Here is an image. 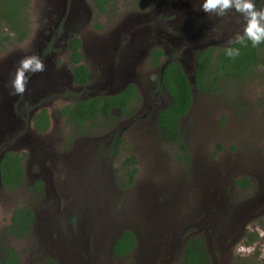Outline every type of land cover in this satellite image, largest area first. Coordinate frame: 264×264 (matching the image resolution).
Here are the masks:
<instances>
[{
    "label": "rangeland",
    "instance_id": "374dc122",
    "mask_svg": "<svg viewBox=\"0 0 264 264\" xmlns=\"http://www.w3.org/2000/svg\"><path fill=\"white\" fill-rule=\"evenodd\" d=\"M202 2L147 0L141 6L139 0H114L100 13L91 0H73L70 16L81 37L83 62L93 71L89 89L102 86L112 92L132 82L139 102L131 115L113 110L111 118L94 127L77 129L58 113L61 105L69 102L65 93L83 90L70 84L68 76L63 93L31 101L48 111L49 130H29V135L22 130L14 135L11 107L21 95H9V82L19 61L36 54L46 66L39 77L29 78L27 90L45 77L52 65L51 74L64 77L71 69L63 40L56 48L60 53L51 57L40 54L44 27L62 11L63 0H29L28 33L21 41L0 48V151L25 152L26 165L27 145L44 147L50 157L41 169L46 175L49 169L50 176L44 179L46 190L40 194L28 189L34 182L27 176L19 188H5L0 183V264L4 247L16 251L19 264H39L47 259L81 264L80 255L95 257L100 264H180L191 236L205 240L209 264H231L236 259L264 263V49L259 66L250 75L224 81L213 92L196 88V54L207 47L229 45V38L242 33L245 24L234 10L223 18L204 13ZM255 3L257 9L264 8V0ZM132 22H140L139 28ZM147 23L149 34L143 30L148 29ZM118 31L129 36V50L136 55L120 57L117 47V52L108 47ZM123 42L124 49L126 39ZM153 48L161 49L166 60L176 59L192 84L191 105L179 119L188 160L177 143L164 141L156 128L157 113L169 97L162 89L156 91L154 79L159 70L149 63ZM54 82L53 78L46 81L42 89L52 90ZM113 134V141L120 142L115 155L107 148ZM129 155L134 156L137 170L133 183L125 188L120 185L128 181L126 172L131 165L125 161ZM242 177L249 178L251 186L236 185ZM20 205L34 211L31 231L27 236L7 237L4 230L12 211ZM73 207L76 214L68 212ZM72 219L71 229L92 223L79 244L88 252H78L68 243L72 240L75 244L71 235L62 240L56 231L67 230ZM53 223H58V228ZM100 225H104L106 239ZM123 229L134 232L136 246L130 255L119 259L110 253L109 243ZM253 232L257 237L248 244V234ZM241 247L254 251H238Z\"/></svg>",
    "mask_w": 264,
    "mask_h": 264
},
{
    "label": "trees",
    "instance_id": "16d2710c",
    "mask_svg": "<svg viewBox=\"0 0 264 264\" xmlns=\"http://www.w3.org/2000/svg\"><path fill=\"white\" fill-rule=\"evenodd\" d=\"M113 0H93L94 6L100 11H105V4ZM141 6H145L147 0H139ZM29 0H0V48L5 43L21 41L29 31ZM79 43L78 38L70 41L72 50L70 59L73 63L80 60V54L76 50ZM225 47H207L199 51L195 58L194 85L196 88L213 92L217 91L219 85L224 81L241 79L250 75L260 64L261 52L264 44L252 47L248 42L247 47L235 45L240 48V55L236 58H229L225 54ZM151 63L158 67L159 88L163 87V92L169 97L168 104L162 108L156 117V128L164 141L177 143L184 151L185 159L188 154L185 152L186 144L179 131V119L185 114L192 102V84L189 82L177 60L160 61L163 51L154 49L151 53ZM162 63L164 66L162 67ZM74 80L78 83H86L89 80V71L86 66L79 64L73 68ZM139 102V95L134 85L129 84L127 88L114 95H103L91 97L74 104H66L60 110L61 114L68 121L74 123L77 129H82L85 124L92 127L95 124L111 118V109H119L121 115H131L134 105ZM35 128L44 131L48 126V116L44 110L39 112L34 118ZM119 140H115L112 146V154L115 155ZM24 155L12 151H5L0 159L1 183L7 188H17L23 186L24 175L21 160ZM126 164L131 165L126 175L128 181L124 180L121 187H129L133 183L136 172L135 158L129 155ZM241 187L251 186V180L242 177L236 181ZM43 187L42 181H36L29 190L40 193ZM35 214L28 205H20L14 208L10 216V223L5 228V236H27L31 231ZM71 223L74 219L70 220ZM264 226V223H263ZM257 237L256 233L248 234V244ZM136 246L134 233L126 229L112 244V254L116 257H127ZM211 256L207 250L205 240L199 236H191L186 241L181 254L180 264H209ZM2 264H19L16 251L11 247H4L1 258ZM39 264H59L54 259H47ZM231 264H257L246 259L233 260ZM264 264V263H263Z\"/></svg>",
    "mask_w": 264,
    "mask_h": 264
},
{
    "label": "flooded vegetation",
    "instance_id": "af4514ba",
    "mask_svg": "<svg viewBox=\"0 0 264 264\" xmlns=\"http://www.w3.org/2000/svg\"><path fill=\"white\" fill-rule=\"evenodd\" d=\"M92 1V5H93V7L98 11V12H100L95 6H94V4H93V0H91ZM114 1V0H113ZM113 1H109V2H107L106 4H105V10H106V8L113 2ZM63 8H62V11L61 12H59V14L57 13V15L56 16H54V19H51L50 21H49V23H48V25L46 26V27H44L45 28V33H44V36H43V39H44V45H42V48H41V50H40V54H42V55H46V57H48V56H53V55H55V54H58V53H60V51L58 50V49H56L57 48V46L60 44V41L61 40H63L64 41V43H63V45H64V47H66V58H67V62L70 64V66H71V69H70V71H69V73H67V76L66 77H64L62 74H54V73H52L51 74V71H52V69H53V65H52V68H51V71L48 73L47 72V74H46V76L45 77H42V78H40V79H38V82L36 83V85H34L32 88H30L34 93H30L31 92V90L29 89V90H27L26 92H25V94L24 95H21L20 96V99H19V101L17 100V102L14 104L13 103V105H12V107H11V117H10V122H11V124H12V129L10 128V130H14V133L13 132H11V134L13 133L14 135L16 134V132H21L22 130H25L26 131V133L29 135V132L32 130V131H35V132H37V133H44V132H47L48 130H49V128H50V117H49V113H48V111L45 109V108H43V107H41V108H38V105H31V104H33L31 101H37L38 99H44V98H55L56 96H57V94L59 93V95L61 94V93H63V92H61L62 91V85L63 84H66L65 82H67V77L69 76V83L70 84H72V85H75V86H78V88L79 87H81L83 90H81L80 89V91H78L77 92V94H75V93H73V92H67V93H65V97H67V99H69V102L68 103H65V104H63V105H61V107L58 109V113H59V115H61V116H63L62 114H61V112H60V110H61V108L63 107V106H65L66 104H74L76 101H82V100H85V99H87V98H91V97H100V96H103V95H114V94H117L118 92H120L121 90H123V89H125V88H127L128 87V85L129 84H132V85H134V87H135V89L137 90V87H136V85L134 84V83H132V82H128V83H126L124 86H122L119 90H116V91H112V92H109L108 90H105V88L106 87H102V86H99L98 88L99 89H95V90H90L89 89V87H90V82H91V80L93 79V71H92V66H88V65H86L84 62H83V56H82V41H81V37L80 36H78V34L75 32L76 31V29H75V23H73V20H72V17L70 16V14H71V12H72V9H71V7H72V4H73V0H63ZM100 13H102V12H100ZM139 23L140 22H132V24H133V26L134 27H137V28H139ZM147 26H148V29H146V28H144L143 30H146V33L147 34H149V30H150V26H149V23H147ZM120 31H118L117 33V35L113 38V39H109V41H108V47L111 49V50H116L115 49V47H117L118 49H119V52H117V50H116V52H117V55H119L120 57L122 56H124V58H126V55L128 54V55H136V54H132L131 52H132V50L133 49H131V50H129V44L131 43V42H129L128 44H127V42H128V38H129V36L125 33V34H120L119 33ZM145 36V35H144ZM128 37V38H127ZM73 38H78V40H79V43H78V45H77V48H76V50L79 52V54H80V60H79V62H77V63H73L72 61H71V59H70V56H71V52H72V50H71V48H70V46H69V44H70V41L73 39ZM126 39V46L124 47V49H123V46H124V43L125 42H123V40H125ZM144 41V40H143ZM142 41V42H143ZM145 41H146V39H145ZM159 42H161V41H159ZM60 46V45H59ZM154 49H159V48H153V49H151L150 50V53H149V63H150V65L152 66V67H154V68H158L157 66H154V65H152V63H151V58H152V56H151V53H152V51L154 50ZM138 50H140V48L138 47ZM159 50H161V49H159ZM115 52V53H116ZM50 54H53V55H50ZM116 55V56H117ZM163 55H164V52H163ZM119 57V58H120ZM117 58L115 57V59H114V62H115V60H116ZM170 59H172V60H176V59H173V58H169V59H164V57L162 56L161 58H160V61L162 62V61H168V60H170ZM126 60H128V57H127V59ZM79 64H82V65H84V66H86L87 67V69H88V71H89V75H90V77H89V80L86 82V83H78V82H76L75 80H74V75H73V68L75 67V66H77V65H79ZM119 64V63H118ZM54 65H56V63L54 64ZM162 67L164 66V63H162V65H161ZM99 69V68H98ZM100 70V69H99ZM100 72H101V74H103V67H101V70H100ZM34 76H37V77H39V73H35V74H29V78L30 77H34ZM55 79V87L54 88H52V90H47V88H43L42 89V87H44V84H45V82L46 81H48V80H50V79ZM65 79H66V81H65ZM155 84H156V86H157V88H156V91H159L160 89H163V87L161 88H159V83H158V77H157V75H156V77H155ZM89 89V90H88ZM106 89H108V88H106ZM138 91V90H137ZM34 94V95H33ZM140 99V98H139ZM48 102V101H47ZM49 102H51V100L49 101ZM42 110H44L45 111V113L47 114V116H48V126H47V128L44 130V131H39V130H37L36 128H35V125H34V118H35V116L39 113V112H41ZM113 110H117V112L121 115V112H120V110L119 109H116V108H113V109H111V111H110V113L113 111ZM65 119H66V117L65 116H63ZM66 121L67 122H69L70 124H72L74 127H75V125H74V123L73 122H71V121H68L67 119H66ZM98 124V123H97ZM97 124H95V125H97ZM94 125V126H95ZM94 126H92V127H94ZM83 127H85L86 129L88 128V129H90V128H92V127H88V124H85ZM30 130V131H29ZM113 136H114V134L112 135V137H111V139H110V141H109V143L107 144V148L110 150L111 148H112V146L114 145L113 144ZM8 138H11V137H8ZM15 142H17V139H16V141ZM53 148H55L56 149V145H54V147L52 146L50 149L52 150V152H54L53 151ZM27 150H28V163L26 164V165H24V162H25V156H26V153L25 152H22V153H19V152H15V153H19L20 155H24V157H23V159L21 160V164H22V166H23V175L24 176H27V178H31V182H34L31 186H29V187H32L34 184H35V182L36 181H42V183L43 182H45L46 180H44V179H46L47 178V176H50V174H49V169H48V175H46L45 174V171H42V169H41V166H42V164L44 163V162H46L47 160H48V157H50V154H49V152H48V150H46V148H44V147H42V148H38V147H31V146H28L27 145V148H26ZM42 149H44L45 151H43ZM5 151H10V150H4L3 149V151H0V159H1V157H2V155H3V153L5 152ZM42 151V158H38V156L40 155V152ZM12 152H14V151H12ZM52 155H55V153H53ZM52 159V158H51ZM50 173H51V171H50ZM48 179V178H47ZM240 179V178H239ZM238 180V179H237ZM236 180V181H237ZM236 181H235V183H236ZM0 183H1V178H0ZM1 185H2V183H1ZM237 185V184H236ZM3 186V185H2ZM24 186V185H23ZM239 186V185H238ZM4 187V186H3ZM20 187H22V186H20ZM28 187V188H29ZM239 187H241V186H239ZM247 187H249V186H247ZM5 188H7V187H5ZM17 188H19V187H17ZM45 190H46V185H44L43 184V187H42V190H41V192L40 193H42V192H45ZM32 191V190H31ZM33 193H35V194H40V193H37V192H35V191H32ZM74 209V207L70 210V211H68L70 214H72V213H75L76 214V211H74L73 210ZM34 212V211H33ZM52 214V213H51ZM54 214V213H53ZM34 220H35V218H34ZM55 224V225H54ZM69 224H71V222L69 221V223H68V229L71 227V225H69ZM92 224V223H91ZM91 224L88 222V223H82V224H79V225H77L76 227V229H71L70 228V230H71V232H70V230L69 231H67V230H61V229H56V231L59 233V235L61 236V239L62 240H68L69 239V237L67 236L68 234H69V236L71 235L72 236V238H73V240H74V242H75V244L73 243V241L71 240L70 242H68L69 244H70V246H72V248H74V247H76V250L78 251V252H84V251H86V252H88L87 251V249L85 248H82L81 247V245H82V236L86 233V227H90L91 226ZM81 225V226H80ZM53 226L55 227L56 226V228H58V226H59V224L58 223H53ZM100 226H102L101 228H102V230L104 231V225H100ZM49 227H52V225H51V223H49ZM124 230H126V229H123L122 231H120L113 239H112V241L109 243V250H110V253L112 254V248H111V245L113 244V242H114V240H115V238L116 237H118ZM130 230V229H129ZM103 231H101V232H103ZM133 232V231H132ZM57 233V234H58ZM134 233V232H133ZM106 230L103 232V239H106L107 237H106ZM135 235V234H134ZM65 236H67V237H65ZM82 237V238H81ZM95 238H96V241H98L99 240V235L98 236H94ZM135 239H136V237H135ZM80 242H79V241ZM78 241V242H77ZM81 243V245H79ZM81 256L82 255H80L79 256V260L81 261V264H83V263H85L86 262V259L87 258H84V257H82L81 258ZM116 257V256H115ZM93 258H95V257H93ZM116 258H119V259H122L123 257H120V256H118V257H116ZM96 259V258H95ZM98 260V259H97Z\"/></svg>",
    "mask_w": 264,
    "mask_h": 264
},
{
    "label": "clouds",
    "instance_id": "9594fccd",
    "mask_svg": "<svg viewBox=\"0 0 264 264\" xmlns=\"http://www.w3.org/2000/svg\"><path fill=\"white\" fill-rule=\"evenodd\" d=\"M200 8L204 13L214 14L219 18L226 17L233 10L243 16L245 24L242 33H236L227 41L232 45L225 49L227 57L234 59L240 55V48L235 45L247 47L250 42L252 47H258L264 44V8L257 9L255 0H203ZM44 71L46 66L40 56L32 54L23 57L19 61L13 79L9 82V95H24L29 82L28 74ZM238 251H247L251 254L254 249L241 247Z\"/></svg>",
    "mask_w": 264,
    "mask_h": 264
},
{
    "label": "water",
    "instance_id": "95a60500",
    "mask_svg": "<svg viewBox=\"0 0 264 264\" xmlns=\"http://www.w3.org/2000/svg\"><path fill=\"white\" fill-rule=\"evenodd\" d=\"M111 248H112V245H111ZM83 264H100V263L97 259L93 258V259H86V262Z\"/></svg>",
    "mask_w": 264,
    "mask_h": 264
}]
</instances>
